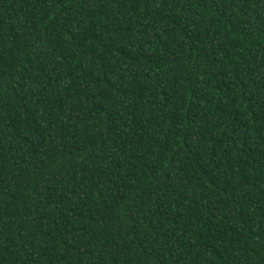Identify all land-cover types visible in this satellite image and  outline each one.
<instances>
[{
  "label": "trees",
  "instance_id": "16d2710c",
  "mask_svg": "<svg viewBox=\"0 0 264 264\" xmlns=\"http://www.w3.org/2000/svg\"><path fill=\"white\" fill-rule=\"evenodd\" d=\"M0 264H264V0H0Z\"/></svg>",
  "mask_w": 264,
  "mask_h": 264
}]
</instances>
